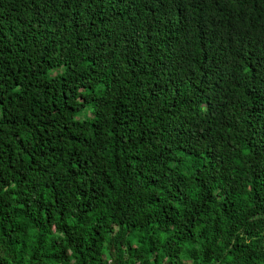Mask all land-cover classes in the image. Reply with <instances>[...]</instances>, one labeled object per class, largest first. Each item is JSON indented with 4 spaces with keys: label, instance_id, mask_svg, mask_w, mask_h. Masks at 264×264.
Segmentation results:
<instances>
[{
    "label": "trees",
    "instance_id": "1",
    "mask_svg": "<svg viewBox=\"0 0 264 264\" xmlns=\"http://www.w3.org/2000/svg\"><path fill=\"white\" fill-rule=\"evenodd\" d=\"M0 264H264V0H0Z\"/></svg>",
    "mask_w": 264,
    "mask_h": 264
},
{
    "label": "rangeland",
    "instance_id": "2",
    "mask_svg": "<svg viewBox=\"0 0 264 264\" xmlns=\"http://www.w3.org/2000/svg\"><path fill=\"white\" fill-rule=\"evenodd\" d=\"M80 118L82 119V116Z\"/></svg>",
    "mask_w": 264,
    "mask_h": 264
}]
</instances>
